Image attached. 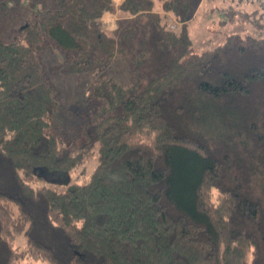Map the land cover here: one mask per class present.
<instances>
[{"label":"trees","instance_id":"obj_1","mask_svg":"<svg viewBox=\"0 0 264 264\" xmlns=\"http://www.w3.org/2000/svg\"><path fill=\"white\" fill-rule=\"evenodd\" d=\"M115 5L57 0L0 37V264H264L258 9L226 12L258 34L197 51L191 0ZM106 11L125 17L116 30ZM54 45L69 73L111 67L88 87L85 140L72 149L43 58ZM94 151L91 175L73 178Z\"/></svg>","mask_w":264,"mask_h":264},{"label":"rangeland","instance_id":"obj_2","mask_svg":"<svg viewBox=\"0 0 264 264\" xmlns=\"http://www.w3.org/2000/svg\"><path fill=\"white\" fill-rule=\"evenodd\" d=\"M118 1L120 0H115L116 7L120 5ZM191 5V18L188 26L197 51L222 42L226 35L232 32H239L242 35L248 33L258 34L249 22H241L240 19V21L228 22L226 12L230 9L236 12L248 13L258 9V12L253 16L255 18H261L262 16L264 20V0H191ZM56 6L57 0H0V37L9 39L18 35L22 18L26 19L31 11L38 16V14L41 15ZM106 12H108L107 19H102L105 25H109L108 21H111L112 15L119 18L112 20V24H119L120 20L125 18L118 12ZM36 16H32L31 19H35ZM172 21L171 26L178 28L180 23L175 18ZM43 58L48 68L50 81L61 91L62 107L54 114L56 126L64 133L66 143L70 145L67 149L76 148L85 140L80 134L83 133L91 112L85 102L88 87L102 77L109 76L111 67L106 66L103 69H97L89 75L69 73L63 69L64 52L55 45L44 51ZM121 60L120 58L117 59V61ZM116 65L119 66V68H116L119 74L126 75L125 70H122L123 64L118 62ZM98 162V152L94 151L87 160L85 168L80 169L82 172L75 171L71 173V176L75 178L77 175L79 176L77 180L83 181L91 175ZM59 181L65 182L64 179ZM25 244L26 239L23 236H20L16 241L17 248H23Z\"/></svg>","mask_w":264,"mask_h":264},{"label":"crops","instance_id":"obj_3","mask_svg":"<svg viewBox=\"0 0 264 264\" xmlns=\"http://www.w3.org/2000/svg\"><path fill=\"white\" fill-rule=\"evenodd\" d=\"M114 1H115V0H114ZM122 1H123V0H120V1H118V2L121 3ZM107 14H108V12H105V13L103 14L102 19L104 18V20H106V19H107V16H106ZM112 17H113V15L111 16V21L114 20V19H116V18L119 19L117 16H114L113 19H112ZM111 21H108V24H109V25H105V23H104L105 28L108 29V30H110V31H111V30H112V31H113V30H116V28L118 27V23H117V24H116V23H113V24H112ZM111 24H112V25H111Z\"/></svg>","mask_w":264,"mask_h":264}]
</instances>
